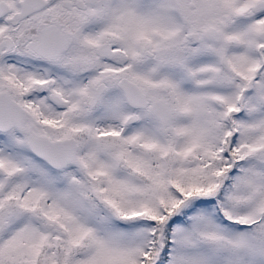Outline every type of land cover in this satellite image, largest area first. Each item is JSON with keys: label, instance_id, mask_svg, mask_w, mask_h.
Segmentation results:
<instances>
[{"label": "snow or ice", "instance_id": "obj_1", "mask_svg": "<svg viewBox=\"0 0 264 264\" xmlns=\"http://www.w3.org/2000/svg\"><path fill=\"white\" fill-rule=\"evenodd\" d=\"M0 264H264V0H0Z\"/></svg>", "mask_w": 264, "mask_h": 264}]
</instances>
